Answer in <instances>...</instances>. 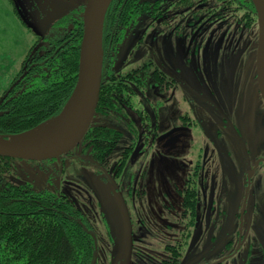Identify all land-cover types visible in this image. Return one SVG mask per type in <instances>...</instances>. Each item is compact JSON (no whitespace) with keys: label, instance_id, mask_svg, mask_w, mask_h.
<instances>
[{"label":"rangeland","instance_id":"obj_1","mask_svg":"<svg viewBox=\"0 0 264 264\" xmlns=\"http://www.w3.org/2000/svg\"><path fill=\"white\" fill-rule=\"evenodd\" d=\"M85 1L0 0V96L10 88L11 81L19 72L21 62L34 41L38 37H44L55 20L84 5ZM178 1L161 0L158 4L159 11L138 17L135 26L117 46L112 65L114 75H135L137 70L147 71L149 74L158 67L169 74L179 69L180 72H185L191 77L200 76L201 79L203 75L208 76L204 68L216 65L213 73L220 79L219 83L227 79L226 74L232 76L239 58L248 56L249 49L254 47L257 26L236 21L231 12H226L224 17L218 16L222 10L214 0L196 1L189 7H178ZM110 91L116 93V98L110 96L114 109L96 113L91 126H106L119 133L108 160L113 162L121 156L126 146L131 145L134 148L138 134L143 132L134 109L139 108L135 91L128 92L122 83L118 86L115 84ZM161 105L158 108L161 121L159 132L170 128L175 117L179 115L174 101ZM177 141L173 137L168 138L163 143L157 142L156 148L152 150L143 144L151 153L145 157L141 154V158H134L132 164L124 166L122 173L121 169L115 171L116 177L104 164L95 161L93 145L83 140L65 160H12L1 183L28 184L35 191L46 190L65 195L81 211L94 230L93 234L97 238L96 264H111L114 258H117V264H125L129 229L133 238L130 264H161L166 258H170L172 264H175L167 254L175 231L169 226H154L147 221L141 226L138 218L141 215V205L146 210V205H149L147 213L157 216L156 214H164L160 210L161 203L170 201L175 204L174 184H178L182 177L179 175V167L173 164L176 159L173 155L180 153L187 143L181 138ZM128 152L130 151L126 150L123 154L127 155ZM242 156L241 150L240 157ZM141 175L142 178H139ZM181 183L182 181L180 185ZM138 185L145 188L144 199L139 198ZM206 196L203 197L207 199L206 208L201 212V216L209 214L204 220L209 223V231L203 232L201 228L199 231V227H195L189 246V249L199 251L195 256L194 253L191 255V261L194 262L201 259L202 255L199 254L204 252V249L208 250L205 258L208 261L222 254L227 234L228 238L235 240V226L230 221L233 219L234 209L230 208L221 214L229 219H225L227 224L222 225L221 231L218 227L214 229V225L209 221L218 207L214 205L212 210L210 196ZM233 206L235 205L231 207ZM216 216L219 217L218 212ZM125 217L132 218L130 228L126 226ZM244 231L245 226L243 234ZM254 237L256 238V235ZM148 240L150 242H147ZM240 251V254H244V242ZM256 251L257 244L252 243L254 263L259 264ZM238 260L239 256L234 264H237ZM247 262L248 260L241 264ZM181 264H185V257Z\"/></svg>","mask_w":264,"mask_h":264},{"label":"flooded vegetation","instance_id":"obj_2","mask_svg":"<svg viewBox=\"0 0 264 264\" xmlns=\"http://www.w3.org/2000/svg\"><path fill=\"white\" fill-rule=\"evenodd\" d=\"M257 35L258 28L254 37L256 46L254 43V47L249 49V55L239 58L233 74L230 73L233 68L231 66L229 73L232 76L228 75V77L226 74L227 79L220 83V79L213 73L216 65L212 68H204L208 76L203 75L201 79L200 76L191 77L185 72H180L179 69L173 74L166 73L158 67L149 74L147 71L139 72V88L134 90L139 108L134 109L143 133L138 134L134 148L131 145L126 146L121 156L113 162H108L110 152L107 157L102 156V158L96 151L93 153L95 161L104 164V167L109 168L108 170L117 177L115 171L121 169L120 173H122L124 166L128 163L132 164L134 158L140 157L141 154L145 157L151 153V150L156 148L157 142L163 143L171 137L176 141L179 138L187 141L184 149L173 155L176 157L173 164L179 167V175L182 177L181 185L180 181L174 184L175 204L170 201L161 203L160 210L164 214H156L157 216L147 213L149 205H146L147 210L141 205V215L138 218L141 226L147 221L154 226H169L175 231L170 250L167 252L175 264H181L183 257L185 264H234L238 256L237 264L246 260H248L246 264H255L252 243L257 244V261L259 264H264V101L259 92L256 76ZM26 73V70L21 72L10 84V87H14L9 92L8 90L3 92L0 96V104L9 99ZM114 83L112 82L113 86ZM121 83L127 87L128 92H132L135 88L131 81L122 80ZM114 94L116 93H111L112 96ZM169 101H174L179 115L175 117L170 128L159 132L161 121L158 108ZM143 144L151 147V150L144 148ZM126 150L130 151L127 155L123 154ZM241 150L242 157H240ZM69 153L59 158L65 160ZM181 170L183 171L180 173ZM142 175L139 178H142ZM138 190L139 198L144 199L145 188L138 185ZM205 195L207 198L210 196L212 210L214 205L218 207L209 221L214 225V229L218 227L221 231L222 225L227 224L225 219H228L221 214L226 213L230 208L234 209L233 219L230 221L235 226L233 233L235 240L228 238L229 234H227L223 242L225 250L222 254L208 261L205 259L208 250L204 249L205 251L199 254L202 255V260L194 262L191 261L193 260L191 255L194 253L195 256L199 251L194 248L189 249V246L195 227L198 226L199 231L200 228L203 232L209 231V223L204 221L209 214L201 216V212L206 208L207 199L203 198ZM232 205L235 206L231 207ZM217 212L219 217L216 216ZM85 221L87 222L86 218ZM124 221L130 228L132 218L125 217ZM87 224L89 225L88 222ZM89 227L93 234L92 226ZM128 233L132 247L133 238L130 229ZM147 236L150 238L149 235ZM243 242L245 251L244 254H240ZM161 264H172V261L166 258Z\"/></svg>","mask_w":264,"mask_h":264},{"label":"trees","instance_id":"obj_3","mask_svg":"<svg viewBox=\"0 0 264 264\" xmlns=\"http://www.w3.org/2000/svg\"><path fill=\"white\" fill-rule=\"evenodd\" d=\"M196 1L206 0H179L177 5L189 7ZM214 1L222 10L218 16L231 12L236 21L257 26L250 0ZM160 2L111 0L103 26L102 81L95 114L114 109L112 82L118 86L122 80L131 81L133 90H138V70L135 75L118 77L112 65L118 44L138 17L159 11ZM83 6L55 20L44 37H38L30 47L10 84L24 70L26 75L9 99L0 104V137L33 131L63 109L77 79ZM118 137L119 133L109 127L90 126L83 140L90 142L102 158ZM11 161L0 157V264H92L95 246L81 211L63 194L35 191L28 184L1 183Z\"/></svg>","mask_w":264,"mask_h":264},{"label":"water","instance_id":"obj_4","mask_svg":"<svg viewBox=\"0 0 264 264\" xmlns=\"http://www.w3.org/2000/svg\"><path fill=\"white\" fill-rule=\"evenodd\" d=\"M250 1L255 10L258 28L256 76L259 92L264 101V0ZM110 2L111 0H86L84 3L77 79L61 112L33 131L9 138L0 137V157L29 162L54 160L72 151L83 140L91 126L99 100L103 63V26ZM13 87L11 86L8 92ZM52 121L55 123L54 132L45 140L15 141L39 131L44 132L43 127ZM91 237L95 246L92 264H96L97 239L94 234H91ZM130 249L131 241L128 239L125 264H130ZM117 261V258H114L111 264H117Z\"/></svg>","mask_w":264,"mask_h":264},{"label":"bare ground","instance_id":"obj_5","mask_svg":"<svg viewBox=\"0 0 264 264\" xmlns=\"http://www.w3.org/2000/svg\"><path fill=\"white\" fill-rule=\"evenodd\" d=\"M55 123L48 122L42 129L44 132L39 131L38 133L32 134L30 136L24 137V138H18L15 139L17 142H41L48 138L53 132H54Z\"/></svg>","mask_w":264,"mask_h":264}]
</instances>
